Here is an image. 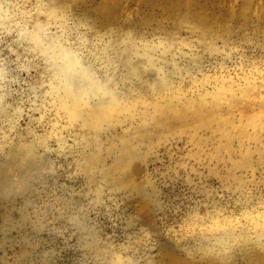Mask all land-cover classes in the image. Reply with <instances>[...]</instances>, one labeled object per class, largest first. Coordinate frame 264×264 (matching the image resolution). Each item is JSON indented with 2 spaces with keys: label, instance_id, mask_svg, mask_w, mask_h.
Returning <instances> with one entry per match:
<instances>
[{
  "label": "rangeland",
  "instance_id": "1",
  "mask_svg": "<svg viewBox=\"0 0 264 264\" xmlns=\"http://www.w3.org/2000/svg\"><path fill=\"white\" fill-rule=\"evenodd\" d=\"M0 264H264V0H0Z\"/></svg>",
  "mask_w": 264,
  "mask_h": 264
},
{
  "label": "bare ground",
  "instance_id": "2",
  "mask_svg": "<svg viewBox=\"0 0 264 264\" xmlns=\"http://www.w3.org/2000/svg\"><path fill=\"white\" fill-rule=\"evenodd\" d=\"M141 58H143V57H141ZM141 58L139 59V61L141 60ZM69 60L70 61H68L67 63H65V66L68 69H71V68H73L74 63L71 62L72 61V58H70ZM125 62H127L128 66H130L129 62H131V59H128ZM143 63H144V61H143ZM135 64L138 65V63H132L131 64L130 69H129L130 72L128 71L127 75L137 77L140 82H142L141 78L144 79L147 82H150V81L154 80V77H153L152 74L146 75L145 72L144 71H141V70L138 72L137 75H135L134 74V71H133V68H134L133 66ZM62 67H63V63L62 64H56L54 66L55 75H56L57 79L60 80V86L62 85V79L60 77L62 75V73L60 72L59 69H61ZM70 73L71 74H69V76L70 75L72 76L70 78L73 79V80H75V81H77V82H79V84L81 86H75L74 88H71V90L68 89L69 91H67V92L65 91V93L66 94L68 93L69 95H72L74 97L73 100H76V104L79 105L80 108H86L87 109L86 111H92V112H95L96 113V112H98V108L100 106V103H101L100 100L101 99L104 100V98L108 99V98H112V97L115 96V95H108L109 91L107 92V91L100 90L99 88H101V86L97 85L98 83H94L93 81H91V77L88 76L87 74L74 75L72 70H71ZM87 77H88V79H87ZM167 81H169V80H167L165 78L162 80V82H161L162 88L164 87L163 86L164 83H165V85L168 84ZM147 82H142V84L147 83ZM91 84H94L96 87L92 86ZM87 85L89 87L92 86V87L96 88L95 90H94V88L91 89L92 90L91 93H88L87 92L88 95H86V93H85L86 92V88L85 87H87ZM102 85L106 89H108V88L110 89V87H108V83L107 84L104 83ZM169 85H170V83H169ZM89 87H87V88H89ZM170 87H171V85H170ZM105 88L102 87V89H105ZM140 90H141L140 87L137 86L136 87V92H139ZM98 92H101V93H98ZM70 100H72V99H70ZM87 106H89V107L87 108ZM231 241H235L234 236L231 233H224L223 238L217 239L216 242L219 243L224 249H228V247H229L228 245H229V243ZM208 247L209 246L205 247L206 248V251H207Z\"/></svg>",
  "mask_w": 264,
  "mask_h": 264
}]
</instances>
